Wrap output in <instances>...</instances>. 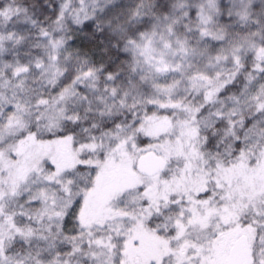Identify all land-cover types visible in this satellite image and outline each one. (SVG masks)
Listing matches in <instances>:
<instances>
[{
  "label": "snow or ice",
  "instance_id": "6c2138e0",
  "mask_svg": "<svg viewBox=\"0 0 264 264\" xmlns=\"http://www.w3.org/2000/svg\"><path fill=\"white\" fill-rule=\"evenodd\" d=\"M0 264H264V0H0Z\"/></svg>",
  "mask_w": 264,
  "mask_h": 264
}]
</instances>
